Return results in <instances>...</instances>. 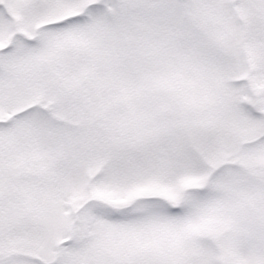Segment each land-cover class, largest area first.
Instances as JSON below:
<instances>
[{
    "label": "snow or ice",
    "instance_id": "snow-or-ice-1",
    "mask_svg": "<svg viewBox=\"0 0 264 264\" xmlns=\"http://www.w3.org/2000/svg\"><path fill=\"white\" fill-rule=\"evenodd\" d=\"M0 264H264V0H0Z\"/></svg>",
    "mask_w": 264,
    "mask_h": 264
}]
</instances>
